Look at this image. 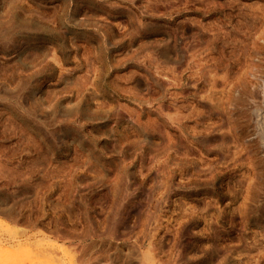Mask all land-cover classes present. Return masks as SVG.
<instances>
[{
	"label": "rangeland",
	"instance_id": "1",
	"mask_svg": "<svg viewBox=\"0 0 264 264\" xmlns=\"http://www.w3.org/2000/svg\"><path fill=\"white\" fill-rule=\"evenodd\" d=\"M0 242L264 264V0H0Z\"/></svg>",
	"mask_w": 264,
	"mask_h": 264
},
{
	"label": "bare ground",
	"instance_id": "2",
	"mask_svg": "<svg viewBox=\"0 0 264 264\" xmlns=\"http://www.w3.org/2000/svg\"><path fill=\"white\" fill-rule=\"evenodd\" d=\"M1 222H4V221H1ZM2 224H3V223H2ZM4 225L8 226L7 223L5 224V222H4ZM6 226H5V228H6ZM8 227H9V226H8ZM8 227H7V228H8ZM7 230H9V229H6L5 231H7ZM7 232H8V231H7ZM8 233H9V234L12 233L11 230H10V232H8ZM12 238H14V237H12ZM0 243H1V242H0ZM52 243H54V242H52ZM1 244H3V243H1ZM55 244H57V243H55ZM1 246H2V245H1ZM3 246H4V245H3ZM3 246H2V247H3ZM5 246H6V245H5ZM47 246H48V245H47ZM54 246H55V245H54ZM57 246H58V245H57ZM2 247H0V248H2ZM51 248H52V247H51ZM59 248H61L62 251H66V252H67V250H66L65 248H63L62 245H60ZM59 248H58V249H59ZM67 248H68V247H67ZM54 250H55V249H54ZM69 250H70V249H69ZM69 253H70V252H69ZM69 253H68V254H69ZM64 254H65V253H64ZM72 257H74V256H72ZM71 263L73 264L74 261H72Z\"/></svg>",
	"mask_w": 264,
	"mask_h": 264
}]
</instances>
